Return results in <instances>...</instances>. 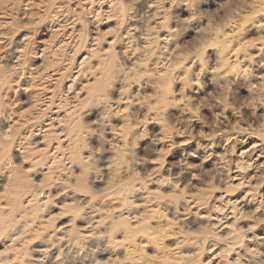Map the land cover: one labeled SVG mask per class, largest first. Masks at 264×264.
I'll return each mask as SVG.
<instances>
[{
  "label": "clouds",
  "instance_id": "clouds-1",
  "mask_svg": "<svg viewBox=\"0 0 264 264\" xmlns=\"http://www.w3.org/2000/svg\"><path fill=\"white\" fill-rule=\"evenodd\" d=\"M0 264H264V0H0Z\"/></svg>",
  "mask_w": 264,
  "mask_h": 264
}]
</instances>
